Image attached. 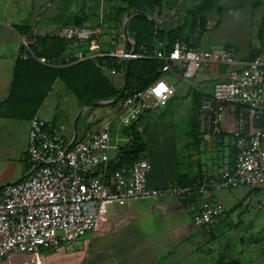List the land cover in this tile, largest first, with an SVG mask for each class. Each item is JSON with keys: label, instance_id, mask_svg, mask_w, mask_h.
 Listing matches in <instances>:
<instances>
[{"label": "crops", "instance_id": "0c3cea01", "mask_svg": "<svg viewBox=\"0 0 264 264\" xmlns=\"http://www.w3.org/2000/svg\"><path fill=\"white\" fill-rule=\"evenodd\" d=\"M190 3L163 0L161 8L146 16L159 29L181 27L183 35L201 50L229 49L241 61L264 53V0H215V6L205 15L204 25L188 13ZM126 4V0H0V196L5 185L21 180L32 170L27 150L30 122L36 116L54 125L69 141L85 139L112 121L111 161H119L121 149L132 140V127L116 118L122 102L94 105L114 98L82 104L61 79L51 82L38 71L27 69H22L24 76L15 87V74L24 41L37 46L38 39L54 36L60 27L74 25L80 18L93 31V39L103 54L89 60L99 66L116 89L122 90L124 71L100 64L99 59L112 56L115 50L129 52L127 43H135L128 30L126 34L124 22L144 13L130 10L119 23L117 11ZM22 26L28 27L24 34L17 30ZM165 42L154 39V54ZM44 49L45 45L38 43L37 50ZM78 52L85 53L87 48L66 49L60 56L63 64L51 67L85 61L77 59ZM116 58L120 64L126 61ZM230 68L213 65L191 79H184L177 71L165 75L176 87V96L166 107L145 113L133 127L144 144L140 159L149 160L152 165L150 187L216 178L233 167L236 148L230 130L235 108L225 115L221 135H204L198 130L202 100ZM59 98L73 101L74 107L66 110V125L55 121L54 108ZM214 192L210 199L221 203ZM202 203L203 199L187 203L177 196H163L105 204L96 228L71 248L61 245L35 253H12L0 264H201L204 248L214 243L216 232L228 225L226 213L208 226L196 225L194 215ZM255 229L263 232L264 225Z\"/></svg>", "mask_w": 264, "mask_h": 264}, {"label": "built area", "instance_id": "2783aa9c", "mask_svg": "<svg viewBox=\"0 0 264 264\" xmlns=\"http://www.w3.org/2000/svg\"><path fill=\"white\" fill-rule=\"evenodd\" d=\"M56 35L67 42V50L87 48V52L77 53L78 60L103 56L89 26L64 25ZM23 47L24 59L33 57L47 66L63 64L61 58H37L28 42ZM111 55L126 61L138 57L134 51L115 50ZM155 58L162 63L163 76L127 97L116 118L129 127L145 113L166 107L177 94L176 87L165 79L170 72L191 79L213 65H228L231 68L225 78L201 102L198 130L204 135H221L225 115L235 108L230 130L236 148L233 167L216 178L152 188L148 185L149 160L138 159L130 166L110 170L112 121L72 143L54 125L36 116L30 122L27 150L32 170L1 191L0 262L12 253H35L61 245L71 248L96 228L105 204L163 196H177L187 203L203 199L194 222L208 226L225 215L224 206L210 199L214 191L264 186V53L241 61L229 49L205 51L181 40L169 51L159 49Z\"/></svg>", "mask_w": 264, "mask_h": 264}, {"label": "trees", "instance_id": "16d2710c", "mask_svg": "<svg viewBox=\"0 0 264 264\" xmlns=\"http://www.w3.org/2000/svg\"><path fill=\"white\" fill-rule=\"evenodd\" d=\"M188 13L194 21L200 20L205 23V15L215 6V0H190ZM126 7L117 11V22L121 23L122 17L130 10H136L143 15H134L127 23V30L134 39V45L127 43V49L130 52L132 49L137 58L130 61H125L120 64L116 57L105 56L99 59L100 64H104L117 71H128V81L123 97L115 104L123 102L127 97L136 91H140L151 85L154 81L163 76L161 72L162 63L155 58L154 54V39L158 38L164 43L163 49L169 51L173 48L177 41L185 40L190 42L188 37H185L181 27L171 29H159L158 24L150 20L146 15L151 14L155 9L161 8L163 0H126ZM85 20L77 18L74 25L82 26ZM17 30L24 34L28 31L27 26L18 27ZM44 44L45 49L37 50V46ZM37 46H30L31 52L36 57H44L49 60H57L66 50L67 42L57 35L40 38L37 40ZM48 44V45H46ZM24 50V47H23ZM22 69L38 71L41 77H49L53 80L61 79L63 83L71 90L82 104L89 105L100 100H109L116 98L121 89H116L101 73L99 66L92 60L80 61L62 68H56L41 64L33 57L24 59L20 56L15 74V87L20 81ZM51 85L49 86L50 89ZM42 102V100H41ZM200 108V107H199ZM132 125V140L126 148L121 149L119 153V161L111 162L112 170L120 168L123 164H133L140 159V153L143 151L144 144L138 132L134 131ZM226 254L221 259L219 264H242L238 259H225Z\"/></svg>", "mask_w": 264, "mask_h": 264}, {"label": "rangeland", "instance_id": "374dc122", "mask_svg": "<svg viewBox=\"0 0 264 264\" xmlns=\"http://www.w3.org/2000/svg\"><path fill=\"white\" fill-rule=\"evenodd\" d=\"M253 37L256 38L255 33ZM57 102L54 108L55 121L59 125H66V110L74 107L73 101L59 98ZM258 189L245 186L214 192L225 208L228 225L216 232L214 243L204 248L201 264H219L225 251L227 260L238 259L242 264H264V230L259 232L255 229L258 225H264V186Z\"/></svg>", "mask_w": 264, "mask_h": 264}, {"label": "water", "instance_id": "95a60500", "mask_svg": "<svg viewBox=\"0 0 264 264\" xmlns=\"http://www.w3.org/2000/svg\"><path fill=\"white\" fill-rule=\"evenodd\" d=\"M129 16H130V13L127 14L126 18H128ZM126 25H127V21L124 22L125 32H126V34H127V27H126ZM127 81H128V71L126 72L125 83H124V86H123L121 92L119 93V95H118L114 100H111V101H104V102L96 103V104H94V105H98V104H111V103H116V102H118V101L123 97V95H124V93H125L126 86H127ZM74 141H75V138H74V140H72V143H73ZM24 178H25V177H24ZM24 178H22L21 180H23ZM21 180H18L17 182H19V181H21ZM17 182H16V183H17Z\"/></svg>", "mask_w": 264, "mask_h": 264}, {"label": "snow or ice", "instance_id": "6c2138e0", "mask_svg": "<svg viewBox=\"0 0 264 264\" xmlns=\"http://www.w3.org/2000/svg\"><path fill=\"white\" fill-rule=\"evenodd\" d=\"M160 88L162 89L163 88V85H161ZM157 91L159 92V89Z\"/></svg>", "mask_w": 264, "mask_h": 264}]
</instances>
